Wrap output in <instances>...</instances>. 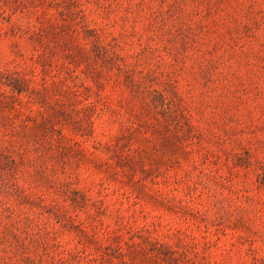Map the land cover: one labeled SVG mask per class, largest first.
I'll return each mask as SVG.
<instances>
[{"label": "rangeland", "instance_id": "374dc122", "mask_svg": "<svg viewBox=\"0 0 264 264\" xmlns=\"http://www.w3.org/2000/svg\"><path fill=\"white\" fill-rule=\"evenodd\" d=\"M0 264H264V0H0Z\"/></svg>", "mask_w": 264, "mask_h": 264}]
</instances>
